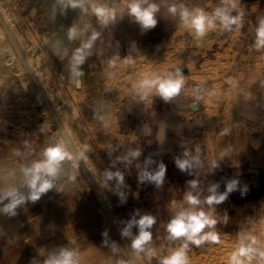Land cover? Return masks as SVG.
Wrapping results in <instances>:
<instances>
[{
	"label": "crops",
	"instance_id": "1",
	"mask_svg": "<svg viewBox=\"0 0 264 264\" xmlns=\"http://www.w3.org/2000/svg\"><path fill=\"white\" fill-rule=\"evenodd\" d=\"M130 2L84 0L85 11L62 0H0V12L13 22L8 27L25 59L32 61L33 70L38 68L43 75L52 77L48 86L41 87L45 92L51 91L60 109L57 114L66 123L67 133L84 164L87 162L109 187V201L116 204L115 212H124L114 214L115 217L137 219L151 213L146 204L152 194L159 204L177 201L175 195H170L175 189L173 184L179 183L173 168L164 173L159 185L142 180L143 174L159 171L165 155L187 159L202 153L199 144L203 146V137L194 135V130L208 119L202 112L206 99L201 100L203 107H198L199 111L188 119L189 96L179 99V93L194 84L209 88L219 74L238 82L248 78L251 69L264 59V46L256 47L257 29L264 20V0H148L157 5L158 11L154 14L156 25L147 29L129 14ZM93 5L111 10L113 17L101 23L92 11ZM173 6L175 13L169 11ZM216 8H226L228 14L235 12L238 23L225 29L216 20L215 27L197 36L181 19L184 9L190 13L200 9L211 15ZM73 29L75 34L70 36ZM94 33L97 35L92 39ZM89 41L91 46L83 48ZM78 49L84 58L75 64ZM156 77L183 81L169 104L159 108L153 107V97H159L155 88L144 95L140 87L142 79ZM223 102L221 97L220 107ZM230 106L233 118L260 133L258 139L263 146L252 147L251 154L256 157L248 166L232 163L216 170L207 166L208 176L211 171H218L223 178L232 170L240 180L234 192L226 196L235 201L236 207L228 206L226 199L214 203L216 208L207 215L218 227H205L200 234L218 230L219 236H234L243 245L264 238V106L237 99ZM181 132L192 135L180 137ZM42 133L30 128L20 131L19 127L0 134V195L16 189L25 197V202L14 210L15 215L0 211V264H46L62 252H71L74 264H79L77 259L99 252L98 223L70 172L69 159L61 162L56 177L49 178L51 189L35 202L27 199L30 189L24 170L42 161L46 148L59 145L51 135ZM222 144L221 154L231 156L233 145L228 136ZM134 151L140 154L132 156ZM203 159L202 171L206 170ZM185 171L192 172L193 166ZM116 172L122 174V183L117 182L115 175L107 178L108 173ZM168 185L170 189L165 190ZM248 195L252 197L249 199ZM9 202L10 198L0 201V209ZM171 213L175 217L173 209ZM183 243L182 237L170 240L160 264ZM200 246L189 243L188 264H210L207 258L212 251L205 249L201 254ZM251 257L246 264H258L259 258Z\"/></svg>",
	"mask_w": 264,
	"mask_h": 264
},
{
	"label": "rangeland",
	"instance_id": "2",
	"mask_svg": "<svg viewBox=\"0 0 264 264\" xmlns=\"http://www.w3.org/2000/svg\"><path fill=\"white\" fill-rule=\"evenodd\" d=\"M261 13L263 14V12ZM4 21H6L5 23L7 27H12L13 22H10V18L5 13ZM22 54L24 55L23 51ZM28 62L30 63L29 65L33 73L36 72L34 75L38 79L40 85L42 87L48 86L49 82L52 80L50 74L47 73L43 75L38 68L33 70L32 61L29 60ZM248 75V78H241L238 82H235L233 78H227L222 74H219L218 76L215 75L209 88H206L204 84H194L193 86H186L187 89L179 93V99L189 96V99H187L186 102V107L189 109L188 114L190 113V115H188V119L192 117L191 114L199 111L200 108L198 107H203L201 100H203V98L206 99V102L204 103V110L202 112L207 115L208 119L201 125L202 127L196 126V129L194 130V135H198L201 138L203 137V139H201L203 141V146L200 144L199 146L200 148H203V150L205 149V151L202 150V153L191 155L186 159L189 160L191 166H193L192 172L181 171L175 165L177 159H170V156L168 157L165 155L166 161L163 162L165 173H167L171 167L173 168V173L178 175L179 178V183L173 184L175 185V189H173V193L170 194L175 195L173 197H176L177 201L175 200V202L172 203L161 202L159 204L158 201H155V195L153 194L148 199L149 203L146 204V207L151 213L147 216L153 217L155 222L149 228L145 229L151 235L150 241L142 246V250L136 249L137 260L140 264H160V256L166 254V251L168 250L167 244L170 240H172L169 238V233L167 231L168 223L174 218L171 213L172 209L176 214L181 210H188L189 208L202 210L206 215L209 211L212 213L216 206L214 204L208 205L205 202L207 197L212 194L209 191L212 185H218L216 188V194L219 195L226 192L228 183L233 180H240V176L236 175V173L232 170L226 172V175H224L223 178H220L218 171L214 172L211 170L210 176H208L209 169L207 166L213 168V170L215 168L218 169L221 166L226 167L227 164L230 165L232 163H245V166H248L249 163L254 160V157H256L251 154L252 147L261 148L263 146L260 139H258V137H260V133L252 131V129L247 127L245 124H240L237 119L232 117L231 113L230 103L235 99L238 101L250 100L264 106V59H260L258 64L255 68L251 69ZM45 94L50 104L51 101L54 104L52 107L54 106L53 109L56 114L59 113L60 109L56 105V102L52 99L51 91L46 90ZM174 96L169 98L167 101H165L161 96H154L153 102L155 106L153 107L159 108L160 106L169 104L170 100ZM221 97L224 102L220 107L218 102ZM198 100H200L202 105L199 104ZM57 116L59 118L58 114ZM0 120V134L8 133L12 129L15 130L19 127L20 131H22V128H30L34 132L40 129L41 133L43 131L45 133H42V136L48 134L51 135L55 144L63 145L64 151L71 156V159L69 160L72 164V170L70 169V172L76 181L75 183L79 186L82 195H84L87 206L90 208L99 227L98 255H93L92 257L91 254H87L86 256L77 259L78 262H80L79 264H132V261L124 252L121 242L119 241L106 215H103L99 211L98 201H95L96 198L94 197L92 190L87 188L86 182L82 178L80 168L78 167L51 115L48 111H46V107L41 97L30 81L28 74L26 73L4 32H0ZM60 122L65 128L66 123L61 120ZM190 135H192V132L191 134L188 132L179 133L180 137L190 138ZM20 136L25 137L24 135ZM227 136L233 145L231 149V156L229 157L221 154L223 149V138ZM38 137H41V134H39ZM204 157L205 159H203ZM178 159H181V155ZM184 159L185 158L182 157V160ZM202 159L205 160L206 170L204 171L201 169ZM85 167L89 171L91 177L95 179L96 186L100 187L101 191L107 194L109 198V187L95 175L91 166L87 162ZM174 167H176V169H174ZM249 174L250 173H248V175ZM193 180L196 181L195 188H193L189 183ZM169 185L166 186L165 190L170 189ZM187 191L191 192L194 196H197L201 203L196 206L188 205L183 198ZM232 192H234V190ZM254 196L257 197V195ZM250 197L252 196L248 195L249 199ZM108 204L120 230L123 234L129 236V242L132 244L133 240L139 235V227L134 222L138 221L141 217L137 219L116 218L114 214L120 215L124 214V212H121L120 210L118 211L117 209L115 212L114 205L116 204L113 205L110 201ZM226 204L228 206L231 204L233 207H236L234 200L231 202L226 198ZM216 226L218 227L217 223L213 225V227ZM215 233L219 238L218 243L204 241L199 247V252H201V254L204 253L205 249L212 251L213 254L211 257L207 258L209 259L207 261H210V264H228V257L230 254L235 252L240 247L252 248L254 251L249 253V255L258 257V264H261L260 253L264 252V238H261L258 242L242 245L241 243L236 242L234 236H219L218 230ZM182 238L185 242V238ZM189 243L190 242H188V245ZM190 249L191 248L188 247L186 251H190ZM149 250L154 251L156 254L158 258L156 261L150 257L147 258V254L150 252ZM59 257L60 255L57 258ZM239 259L245 261V264L251 261L248 260L246 256H241Z\"/></svg>",
	"mask_w": 264,
	"mask_h": 264
},
{
	"label": "clouds",
	"instance_id": "3",
	"mask_svg": "<svg viewBox=\"0 0 264 264\" xmlns=\"http://www.w3.org/2000/svg\"><path fill=\"white\" fill-rule=\"evenodd\" d=\"M66 2L73 8L79 7L84 9V0H62V3ZM143 5H147L144 7ZM234 6V5H233ZM92 11L99 17L101 23H107L110 18L113 17V12L101 6H92ZM158 11V7L155 4L148 3V0H131L128 4V12L130 15L134 16L136 21H138L143 28H153L157 21L154 18V14ZM170 12L175 13V6L169 9ZM181 19L186 27L195 30L197 36H203L206 31L210 28L215 27L214 21L219 20L220 25L228 29L231 24H237L239 18H233L228 15L226 8H216L211 15L205 14L202 10L197 9L195 13H190L187 9L181 11ZM75 29L70 32V36H74ZM97 34H93L92 39L96 38ZM91 46V41L83 45V48H89ZM264 46V20L261 21L259 28L257 29V41L256 47L259 49ZM77 55L75 56L74 63L80 64L83 62V54L81 50H77ZM75 72V68L73 69ZM79 75L80 73H75ZM183 81L181 79H161L156 77L154 79H142L140 82V87L144 89V95L155 88L156 93L161 96L165 101L169 100L173 95L178 93ZM139 151H134L131 153L132 156H138ZM185 155H188L185 152ZM44 159L42 161L35 162L31 168L24 170L25 175L28 177L27 187L30 189L29 196L27 199L35 202L39 199L42 193L47 192L53 187L52 181L49 178H54L60 168V164L65 159H71V156L64 151L63 145H55L48 147L43 152ZM150 162V161H149ZM176 166L181 170L185 171L191 167L189 160H176ZM165 173V167L163 164L159 166V171L154 174L145 172L141 179H147L149 181H154L157 185L162 182ZM115 175L118 183L123 182V176L121 173H108L107 178L112 179ZM193 188L196 187V181L189 182ZM237 181L233 180L227 184L226 192L223 194H216V188L218 185L213 184L210 188L212 193L206 199L208 205L214 203L218 204L226 199L229 192H232L236 187ZM5 198H10V202L6 204L3 211L9 215H15V209L18 205L25 202V197L19 194L16 189H10L5 191L0 195V201ZM185 202L190 206H196L201 203L197 196H194L191 192L187 193L185 196ZM154 218L151 216H142L138 221L134 223L139 227V235L132 242V247L137 250H142V246L150 241L151 235L146 228H149L154 223ZM216 221L211 218L210 215H206L202 210H195L194 208H189L188 210L179 211L173 219L167 225V231L169 233L170 239H176L180 237L185 238V242L176 250L172 251L170 255L164 257L161 260V264H188L186 249L188 248V242L200 245L204 241H210L213 243H218L219 238L215 232H208L203 235H198L202 232L205 227L212 228ZM252 248L240 247L235 252L231 253L228 257V264H245V261L239 259L241 256H246L248 260L252 257L249 253L253 252ZM154 254V253H152ZM71 252H62L59 258H53L46 262V264H73ZM261 264H264V252L260 253Z\"/></svg>",
	"mask_w": 264,
	"mask_h": 264
},
{
	"label": "water",
	"instance_id": "4",
	"mask_svg": "<svg viewBox=\"0 0 264 264\" xmlns=\"http://www.w3.org/2000/svg\"><path fill=\"white\" fill-rule=\"evenodd\" d=\"M228 15L230 17H233V18H235V16H236L235 12H230ZM0 24L2 25V27H3L4 31H5V34H6L7 38H8V40H9L13 50L15 51L17 56L20 58L23 66H24V69L26 70L30 80L32 81V83L36 87V89H37V91L39 93V96L41 97L43 103L48 108V111H49L54 123L56 124L57 128L59 129L64 141L66 142L70 152L72 153V155H73L74 159L76 160L78 166L82 170V172H83L86 180L88 181L91 189L93 190L94 195L96 196V199L98 200V202L100 203V205L104 209V212L106 214L107 219L109 220V222L112 225L115 233L117 234L118 238L120 239V241L122 242L123 246L125 247L126 252L128 253V256L130 257V260L132 261L133 264H140L136 260V258L134 257V255L131 252L130 248L128 247V245H127V243H126V241L124 239V236L122 234V231L120 230V228H119L117 222L115 221L110 209L108 208V206L106 205L105 201L103 200L100 192L98 191V189H97V187H96V185H95L90 173L88 172L87 168L85 167L84 162L82 161L81 157L77 153L72 141L70 140V137L68 136V133L66 132V130H65L64 126L62 125V123L60 122L56 112L54 111L52 105L50 104V102H49L44 90L42 89L38 79L36 78V76L34 75L32 69L28 65L24 55L22 54V51H21L20 47L16 43L13 35L11 34L9 28L7 27L1 12H0ZM232 25L233 24H231L230 26H232ZM182 73L185 74L186 70H182Z\"/></svg>",
	"mask_w": 264,
	"mask_h": 264
},
{
	"label": "bare ground",
	"instance_id": "5",
	"mask_svg": "<svg viewBox=\"0 0 264 264\" xmlns=\"http://www.w3.org/2000/svg\"><path fill=\"white\" fill-rule=\"evenodd\" d=\"M0 32L1 33H5V31H4V29H3V27H2V25L0 24ZM6 35V34H5ZM17 43V42H16ZM17 55V54H16ZM19 58V57H18ZM19 60H20V58H19ZM27 61V60H26ZM20 62H21V60H20ZM28 63V62H27ZM21 64H22V62H21ZM23 65V64H22ZM28 65H29V63H28ZM24 67V66H23ZM26 71V70H25ZM27 73V72H26ZM29 77V76H28ZM30 79V78H29ZM31 81V80H30ZM32 82V81H31ZM33 84V83H32ZM33 86H34V84H33ZM34 88L36 89V87L34 86ZM36 91H37V89H36ZM38 92V91H37ZM39 94V93H38ZM45 105V104H44ZM195 106V105H194ZM45 107H46V105H45ZM46 111H48V108L46 107ZM49 112V111H48ZM50 114V113H49ZM72 154V153H71ZM73 156V155H72ZM76 161V160H75ZM77 163V162H76ZM78 165V164H77ZM79 167V166H78ZM80 168V167H79ZM80 171H81V174H82V178H83V180L86 182V186H87V188L88 189H91V187H90V185H89V183H88V181L86 180V178H85V176H84V174H83V172H82V170L80 169ZM89 172V171H88ZM93 179V178H92ZM93 181H94V183H96L95 182V179H93ZM96 185V184H95ZM97 187V189H98V191L100 192V194H101V196H102V198H103V200L105 201V203H106V205L108 206V208H109V204H108V202H109V198H108V196H107V194H105V193H103L102 191H101V189H100V187H98V186H96ZM92 190V189H91ZM92 193H93V195H94V192H93V190H92ZM108 195H109V193H108ZM94 197L96 198V196L94 195ZM95 201H98L97 199L95 200ZM98 207H99V211L104 215L105 214V212H104V209L102 208V206L100 205V203L98 202ZM106 215V214H105ZM122 234H123V232H122ZM117 235V234H116ZM123 236H124V239H125V241H126V243H127V245H128V247L130 248V250H131V252L133 253V255H134V257L136 258V260H137V256H136V249H134L133 247H132V244L129 242V236L128 235H125V234H123ZM118 237V236H117ZM119 239V238H118ZM119 241H120V239H119ZM121 242V241H120ZM121 245H122V248L124 249V252L127 254V256H128V253L126 252V249H125V247L123 246V244H122V242H121ZM150 251V250H149ZM152 253H154V251H150L148 254H147V258H152V259H154L155 261L158 259L157 258V256H156V254L154 253V254H152ZM129 257V256H128ZM130 258V257H129ZM138 261V260H137ZM133 264V263H132Z\"/></svg>",
	"mask_w": 264,
	"mask_h": 264
},
{
	"label": "built area",
	"instance_id": "6",
	"mask_svg": "<svg viewBox=\"0 0 264 264\" xmlns=\"http://www.w3.org/2000/svg\"><path fill=\"white\" fill-rule=\"evenodd\" d=\"M199 91V90H198ZM174 96V95H173Z\"/></svg>",
	"mask_w": 264,
	"mask_h": 264
}]
</instances>
